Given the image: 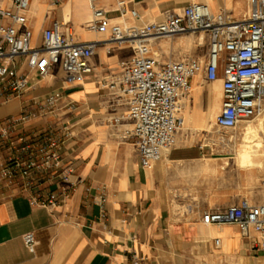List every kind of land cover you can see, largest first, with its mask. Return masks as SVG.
<instances>
[{
    "label": "crops",
    "instance_id": "obj_1",
    "mask_svg": "<svg viewBox=\"0 0 264 264\" xmlns=\"http://www.w3.org/2000/svg\"><path fill=\"white\" fill-rule=\"evenodd\" d=\"M61 1L58 5L52 0L30 1L34 44L42 43L43 29L55 18L69 22L80 41L107 38L87 28L91 18L87 1L79 0L80 9L88 7V12L76 20L67 7L63 9L73 0ZM192 1L240 17L252 0H125L124 4L136 8L144 20H152ZM101 3L115 13L112 17L118 16L115 0ZM0 5L8 6L10 0H1ZM43 5L46 12L39 25ZM189 34L162 45L157 41L154 50L164 59L197 56L207 61L208 35ZM201 38L204 49H198ZM163 46H169L168 53L161 51ZM132 56L128 45L101 43L90 58L92 72L76 84L67 83L58 66L50 76L40 78L19 57L16 66L27 75L28 88L18 95L0 81V129L8 128L7 134L0 132V168L17 146L49 125L72 132L61 149L63 169L36 174L30 188L21 178L12 184L0 182V264H134L136 258L138 264H193L194 248L242 258L248 264L258 258L250 238L236 224L209 225L201 220L205 210H224L244 200L264 202L259 167L252 162L241 165L237 152L232 156L220 150L207 142L210 132H200L207 122L216 127L222 80L208 81L202 73L192 78V89L183 99L184 121L176 145L144 168L135 138L125 133L131 121H112L126 114L128 106L108 87ZM57 93L58 102L44 107L46 99ZM52 194L54 206L49 204ZM28 232L36 235L35 251L24 242ZM216 237L221 238L220 246L215 245Z\"/></svg>",
    "mask_w": 264,
    "mask_h": 264
},
{
    "label": "built area",
    "instance_id": "obj_2",
    "mask_svg": "<svg viewBox=\"0 0 264 264\" xmlns=\"http://www.w3.org/2000/svg\"><path fill=\"white\" fill-rule=\"evenodd\" d=\"M30 1L10 0V5H0V81L18 95L26 90L27 75L19 73L16 66L17 58L24 57L28 70L36 71L40 78L50 76L58 66L66 82L76 84L92 72L90 58L101 43L130 46L132 58L123 63L108 87L117 91L128 106L126 114L112 121H131L125 133L135 138L144 168L160 161L176 145L183 126V99L197 74L202 73L208 81L222 80V106L215 117L219 130L236 129L243 120L264 110V0H252L251 8L240 17L227 11L214 12L206 2L192 1L165 10L161 18L152 20H143L124 0H115L119 12L116 17L110 16L102 0H87L91 11L87 28L107 34L105 40L80 41L69 22L55 18L43 29L40 45L34 44ZM52 2L58 5L60 0ZM197 32L209 37L205 62L197 56L164 59L154 50L160 39ZM59 99V93L49 96L44 107L51 108ZM0 132L5 135L8 128L2 127ZM71 134L69 128L51 124L17 146L0 168V182L12 184L21 178L30 188L36 174L63 169L61 149L64 138ZM61 176L68 178L64 170ZM56 203L52 194L49 204ZM201 220L204 224H236L250 238L252 249L264 253V202L250 204L244 200L224 210H205ZM24 242L35 251L34 232L26 233ZM220 244L221 238L216 237L215 245ZM134 264H138L137 258Z\"/></svg>",
    "mask_w": 264,
    "mask_h": 264
},
{
    "label": "rangeland",
    "instance_id": "obj_3",
    "mask_svg": "<svg viewBox=\"0 0 264 264\" xmlns=\"http://www.w3.org/2000/svg\"><path fill=\"white\" fill-rule=\"evenodd\" d=\"M78 0H73V2H77ZM62 1L60 0V3ZM77 7L81 8V5H78ZM62 13L64 14V10H62ZM110 14V16L114 15ZM79 25V24H77ZM190 35L189 33L185 34H179L176 36L172 37H167L160 39L158 41L159 44H163L165 42H170L174 40H180L181 38ZM206 46L205 41L201 38V41L199 42V48L198 49H204ZM164 53L169 52V46H163V49L161 50ZM158 54L160 55V52L156 50ZM202 75V74H200ZM254 118V117H253ZM252 119V118H251ZM218 136H221L223 140L219 139L218 136L211 138L208 137L207 142L208 143H215L216 145L219 146L220 150H223L225 152H230L232 156H234V152H237L238 155L240 156V162L241 165H243L244 161H247V158L249 159L248 162H252L253 160V152H246L244 153V135L242 133V127L238 126L236 129L233 130H219L218 128H214ZM251 151V150H250ZM248 153V154H247ZM252 157V158H251ZM254 161V160H253ZM254 164V162L252 163ZM260 177L261 179H264V165L261 166L260 168ZM224 246V244H223ZM192 256L193 258V264H248V262L242 258H225L221 255H218L217 253L214 252H207L204 253L202 252L199 248H194L192 251ZM258 258H253L252 259V264H264V253L259 252L258 253Z\"/></svg>",
    "mask_w": 264,
    "mask_h": 264
},
{
    "label": "bare ground",
    "instance_id": "obj_4",
    "mask_svg": "<svg viewBox=\"0 0 264 264\" xmlns=\"http://www.w3.org/2000/svg\"><path fill=\"white\" fill-rule=\"evenodd\" d=\"M86 1L87 0H85L84 3H86ZM87 4H88V1H87ZM78 5H81L79 0L77 2H73L70 7H68L67 4L64 3L63 9L67 7V10H69V12L73 15L74 19L76 20V17H82L84 15V12H88V7L80 9V7H77ZM32 7H33V4L31 6V9ZM45 12H46V6L43 5L40 9V12L38 13L39 15L38 24L39 25L41 24V21H42V18L44 17ZM77 24H78V21H77ZM191 89H192V85H191L189 92L191 91ZM238 126L242 127V133L244 135V140H245L244 148H243L244 153L246 154V152L248 151L253 152L254 161L252 160V163L254 162V164L260 168L261 166L264 165V110L262 111V113L256 115L252 119L249 118V119L243 120ZM206 131L210 132L208 136H211V138L218 136L214 128L211 125H209V122H207L206 125L200 129V132L203 134H205ZM218 137L219 139L223 140L221 136H218ZM248 160L249 159L247 158V161H244L243 166H247ZM209 225H212V224H209Z\"/></svg>",
    "mask_w": 264,
    "mask_h": 264
}]
</instances>
